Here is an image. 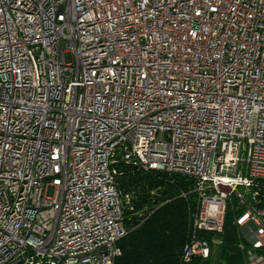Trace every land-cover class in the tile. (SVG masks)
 <instances>
[{
  "label": "built area",
  "instance_id": "2783aa9c",
  "mask_svg": "<svg viewBox=\"0 0 264 264\" xmlns=\"http://www.w3.org/2000/svg\"><path fill=\"white\" fill-rule=\"evenodd\" d=\"M119 165L192 180L185 260L230 208L264 264V0H0V264H115Z\"/></svg>",
  "mask_w": 264,
  "mask_h": 264
},
{
  "label": "trees",
  "instance_id": "16d2710c",
  "mask_svg": "<svg viewBox=\"0 0 264 264\" xmlns=\"http://www.w3.org/2000/svg\"><path fill=\"white\" fill-rule=\"evenodd\" d=\"M119 191L131 195L124 205L127 234L118 241L121 254L115 264H245L239 248V233L233 223L234 210L227 209L223 232L218 236L217 254L211 258H184V246L191 237L194 195L192 180L178 174L142 171L119 165Z\"/></svg>",
  "mask_w": 264,
  "mask_h": 264
},
{
  "label": "water",
  "instance_id": "95a60500",
  "mask_svg": "<svg viewBox=\"0 0 264 264\" xmlns=\"http://www.w3.org/2000/svg\"><path fill=\"white\" fill-rule=\"evenodd\" d=\"M113 167H116V163L112 164ZM132 169H136V166H132ZM44 264H47V263H44Z\"/></svg>",
  "mask_w": 264,
  "mask_h": 264
},
{
  "label": "crops",
  "instance_id": "0c3cea01",
  "mask_svg": "<svg viewBox=\"0 0 264 264\" xmlns=\"http://www.w3.org/2000/svg\"><path fill=\"white\" fill-rule=\"evenodd\" d=\"M217 254V248L213 251V254H212V256H214L215 257V255Z\"/></svg>",
  "mask_w": 264,
  "mask_h": 264
},
{
  "label": "rangeland",
  "instance_id": "374dc122",
  "mask_svg": "<svg viewBox=\"0 0 264 264\" xmlns=\"http://www.w3.org/2000/svg\"><path fill=\"white\" fill-rule=\"evenodd\" d=\"M214 259H215V257H214V256H212L211 260L213 261Z\"/></svg>",
  "mask_w": 264,
  "mask_h": 264
}]
</instances>
